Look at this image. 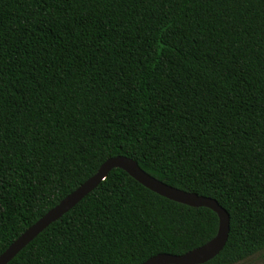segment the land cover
<instances>
[{
	"label": "trees",
	"instance_id": "obj_1",
	"mask_svg": "<svg viewBox=\"0 0 264 264\" xmlns=\"http://www.w3.org/2000/svg\"><path fill=\"white\" fill-rule=\"evenodd\" d=\"M116 156L229 212L205 264L264 251V0H0V255ZM218 227L115 169L9 264H143Z\"/></svg>",
	"mask_w": 264,
	"mask_h": 264
},
{
	"label": "water",
	"instance_id": "obj_2",
	"mask_svg": "<svg viewBox=\"0 0 264 264\" xmlns=\"http://www.w3.org/2000/svg\"><path fill=\"white\" fill-rule=\"evenodd\" d=\"M115 169L123 170L143 187L163 198L194 208H208L215 212L219 218L216 236L205 245L184 255L158 254L149 258L143 264H205L223 251L230 234V214L217 200L172 187L148 174L134 159L126 156H116L108 159L93 177L30 226L0 255V264H9L45 229L61 219L91 194Z\"/></svg>",
	"mask_w": 264,
	"mask_h": 264
},
{
	"label": "rangeland",
	"instance_id": "obj_3",
	"mask_svg": "<svg viewBox=\"0 0 264 264\" xmlns=\"http://www.w3.org/2000/svg\"><path fill=\"white\" fill-rule=\"evenodd\" d=\"M264 263V251L240 262L237 264H263Z\"/></svg>",
	"mask_w": 264,
	"mask_h": 264
}]
</instances>
